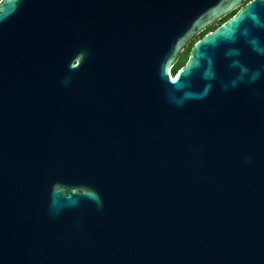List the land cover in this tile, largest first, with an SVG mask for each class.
Masks as SVG:
<instances>
[{"label":"water","instance_id":"obj_1","mask_svg":"<svg viewBox=\"0 0 264 264\" xmlns=\"http://www.w3.org/2000/svg\"><path fill=\"white\" fill-rule=\"evenodd\" d=\"M0 264H264V0H0Z\"/></svg>","mask_w":264,"mask_h":264},{"label":"flooded vegetation","instance_id":"obj_2","mask_svg":"<svg viewBox=\"0 0 264 264\" xmlns=\"http://www.w3.org/2000/svg\"><path fill=\"white\" fill-rule=\"evenodd\" d=\"M245 3H246V1H243L242 5H244ZM233 12H235V10H234ZM220 23H221L220 20L215 21V22L209 24L208 26H206L205 28H203L199 33H197V35L195 36V38H194L191 42H189L187 45H185V47L182 49V51L180 52V54H179V56H178V58H177V61H176L175 65L178 63V61H179L180 59H182V58L185 56V59H184L183 63L180 64V66L183 65L184 62H185L186 59H187L188 52H189V48H190V46L192 45V43H193L196 39L202 37L205 33H207V32H209V31H212L213 29H215ZM180 66H179V67H180Z\"/></svg>","mask_w":264,"mask_h":264},{"label":"trees","instance_id":"obj_3","mask_svg":"<svg viewBox=\"0 0 264 264\" xmlns=\"http://www.w3.org/2000/svg\"><path fill=\"white\" fill-rule=\"evenodd\" d=\"M233 13H234V12H231L230 14L226 15L225 17H223V18L220 20V22H222V21L226 20L227 18H229ZM184 59H185V56H184L182 59H180V60L178 61V63L183 62ZM179 66H180V65L177 64L176 67H175V70H176Z\"/></svg>","mask_w":264,"mask_h":264},{"label":"rangeland","instance_id":"obj_4","mask_svg":"<svg viewBox=\"0 0 264 264\" xmlns=\"http://www.w3.org/2000/svg\"><path fill=\"white\" fill-rule=\"evenodd\" d=\"M183 62H180V63H177L178 65H180V64H182ZM176 64V65H177ZM176 65H173V67H172V69H171V72H174L175 71V67H176Z\"/></svg>","mask_w":264,"mask_h":264}]
</instances>
